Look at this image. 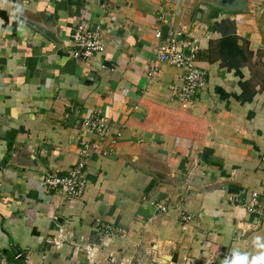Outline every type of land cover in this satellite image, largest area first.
Returning a JSON list of instances; mask_svg holds the SVG:
<instances>
[{"label":"crops","instance_id":"crops-1","mask_svg":"<svg viewBox=\"0 0 264 264\" xmlns=\"http://www.w3.org/2000/svg\"><path fill=\"white\" fill-rule=\"evenodd\" d=\"M252 2L229 13L201 0H0V264L142 252L159 264H264V0ZM78 25L102 30L103 53L73 57ZM179 32L198 39L206 72L186 108L172 89L183 71L155 52ZM222 40L249 60L228 69ZM92 118L108 135L84 125ZM81 142L96 144L82 194L43 186L45 173L73 169ZM96 220L127 233L108 237Z\"/></svg>","mask_w":264,"mask_h":264},{"label":"built area","instance_id":"built-area-1","mask_svg":"<svg viewBox=\"0 0 264 264\" xmlns=\"http://www.w3.org/2000/svg\"><path fill=\"white\" fill-rule=\"evenodd\" d=\"M164 20L163 16L159 17ZM156 38H162L160 30L155 33ZM72 55L74 58L82 61H88L97 54L105 51V39L102 30L99 27L93 29L88 26L78 25L73 34ZM200 51L199 42L196 38L185 37L179 32L176 37L167 42H161L156 47V58L160 62L167 63L183 71V84L173 85L174 94L184 108L189 107L196 95L206 85V72L197 65V57ZM102 67H105L102 65ZM156 67L150 69V73H156ZM84 125L101 136L108 135L109 125L100 118L84 119ZM96 149V144L90 142H81L79 146V161L65 175H56L50 172L42 176V184L47 189L61 191L65 197L72 198L80 196L84 190V181L82 172L85 166L86 158ZM110 154V149L106 154ZM264 165V155L261 157ZM252 201L248 203V208H254L257 205L258 193L254 192ZM158 209L165 210V207L158 205ZM186 223L193 221V215H183ZM95 227L102 231L108 237L124 236L127 230L124 227L96 220Z\"/></svg>","mask_w":264,"mask_h":264},{"label":"water","instance_id":"water-1","mask_svg":"<svg viewBox=\"0 0 264 264\" xmlns=\"http://www.w3.org/2000/svg\"><path fill=\"white\" fill-rule=\"evenodd\" d=\"M213 7L229 12V13H237V12H251L254 10V4L252 0H201ZM23 22L28 23L32 27L36 28L38 31L46 35L48 38L53 40L56 43H62L60 40L58 33L54 29H50L44 21H37L31 18L23 17L16 15Z\"/></svg>","mask_w":264,"mask_h":264},{"label":"trees","instance_id":"trees-1","mask_svg":"<svg viewBox=\"0 0 264 264\" xmlns=\"http://www.w3.org/2000/svg\"><path fill=\"white\" fill-rule=\"evenodd\" d=\"M1 14H2V16H4L5 21L7 22V20H8L7 15L4 12H2ZM232 39H233V37H232ZM228 41L229 40H226V41L222 40L219 43L220 48H222V47L225 48V50L223 51V54H221L222 55V64L225 65L228 69H233V68H236L238 66H241L242 64H244V62H247L249 60V58L246 57L243 49L239 48L237 45H234V46L236 47L237 50H239L240 53L234 54L233 51H234L235 47L229 46ZM243 59L245 61H243ZM243 100H246V99L243 98Z\"/></svg>","mask_w":264,"mask_h":264},{"label":"rangeland","instance_id":"rangeland-1","mask_svg":"<svg viewBox=\"0 0 264 264\" xmlns=\"http://www.w3.org/2000/svg\"><path fill=\"white\" fill-rule=\"evenodd\" d=\"M146 253L147 252H142L143 255L136 254V256H140L141 258H133L130 262H126L121 258V254H118L116 257L110 256L109 254L103 256L104 258L98 257L92 260L87 258L83 264H159L154 258H152V255Z\"/></svg>","mask_w":264,"mask_h":264}]
</instances>
